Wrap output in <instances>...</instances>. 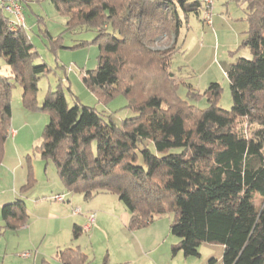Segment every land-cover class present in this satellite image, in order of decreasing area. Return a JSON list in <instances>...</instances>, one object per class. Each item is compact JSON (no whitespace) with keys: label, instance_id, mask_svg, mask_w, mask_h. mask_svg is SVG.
I'll return each mask as SVG.
<instances>
[{"label":"trees","instance_id":"obj_1","mask_svg":"<svg viewBox=\"0 0 264 264\" xmlns=\"http://www.w3.org/2000/svg\"><path fill=\"white\" fill-rule=\"evenodd\" d=\"M34 1L44 0H29L24 12ZM49 1L67 18L66 31L96 35L98 67L84 72L86 87L103 104L124 96L134 116L117 125L111 115L78 100L70 107L62 90L49 91L39 108L38 84L51 68L35 64L40 55L27 28L11 30L8 14L0 9V59L10 69V75L0 74V165L11 136L13 89L20 85L27 110L50 114L37 150L54 163L68 193L86 201L117 195L130 214L131 232L173 212L170 232L179 240L173 254L200 257L202 244H220L222 264H264V0L241 2L248 29L240 47L251 58L240 57L227 73L231 110L217 105L219 84L204 94L207 109L179 96L187 86L189 99L202 97L172 69L183 50L179 39L189 17L204 14L206 23L201 0ZM44 35L56 52L51 34ZM161 38L172 41L169 49L155 50ZM35 184L28 163L21 193ZM256 196L262 199L260 208ZM2 216L6 229L18 231L30 218L26 201L4 205ZM83 232L75 226L74 239ZM55 260L89 264L81 247L61 249Z\"/></svg>","mask_w":264,"mask_h":264},{"label":"rangeland","instance_id":"obj_2","mask_svg":"<svg viewBox=\"0 0 264 264\" xmlns=\"http://www.w3.org/2000/svg\"><path fill=\"white\" fill-rule=\"evenodd\" d=\"M241 2L242 0H214L211 10L214 26H208L203 22L204 14L201 16L202 19L191 15L188 24H185L181 30L179 45L183 50L173 60L172 69L180 77L186 78L185 80L192 84L202 97L189 99L187 86L180 88L179 96L200 109L209 107L204 94L212 84H219L222 89L218 107L224 110H231L233 107L227 73L231 65L240 57L251 58L249 50L240 47L248 29V23L245 20L246 5H242ZM24 18L28 33L40 55L35 64L46 63L51 68V72L42 77L38 84L39 108L43 106L49 91L62 90L70 107L78 100L85 106L111 115L117 125L134 116V111L128 108V101L124 96H117L108 104L100 103L98 97L83 82L84 72L98 67L99 48L92 43L96 37L95 33L81 30L66 31L67 18L59 14L49 0L40 3L31 2L24 12ZM45 31L51 34L54 43L58 42L57 45L55 43L56 52L49 48L54 44L45 37ZM84 42L87 44L80 46ZM171 44L172 41L161 38L154 48L165 51ZM0 74L10 75L9 66L3 59H0ZM22 96L23 88L16 85L11 103L13 113L11 131L16 130L19 137L15 141L9 138L6 142L5 156L0 165V193L11 191V182L16 173L19 179L25 178L26 183L28 163H30L34 168L36 185L29 191L26 207L28 212L34 214L30 210L34 195L40 196L42 193L51 191L52 188H58L62 182L54 163L43 160L37 150L43 141V132L50 121V114L40 110H27L23 106ZM23 172V176H20ZM54 193L57 194V192ZM79 196L81 199L75 201L78 203V206L74 204L75 208L85 209L88 206L92 211L107 212L104 223L98 227V231L93 230L91 233L84 231L79 239L71 244L83 249L89 258V264H104L105 259L108 260V264H150L152 262L154 264L161 263L165 256L169 257L167 264H222L223 262L224 247L220 244H202L199 249L200 257L186 258L183 253L173 256L174 241L178 240L170 232V226L175 219L173 212L135 233L129 231L122 219H119V215L123 217V209L126 210V208L120 203L117 195L102 194L86 202L82 195ZM116 203L122 206V213H120L121 209L115 206ZM254 203L257 208H260L262 199L256 196ZM46 215L47 213L40 212L38 218L32 217L36 220V222L31 221L33 223L32 238L37 246L41 245L42 250L49 253V258L41 257V259L58 264L55 260L56 253L53 255L50 247L57 238H62V242L69 239L70 242L73 239V233L72 229L71 232L63 230L60 233V229L50 224L51 222L41 221V218H46ZM158 244H160L158 250L147 256L144 254V251H150ZM165 246L170 251L168 256L165 255Z\"/></svg>","mask_w":264,"mask_h":264},{"label":"crops","instance_id":"obj_3","mask_svg":"<svg viewBox=\"0 0 264 264\" xmlns=\"http://www.w3.org/2000/svg\"><path fill=\"white\" fill-rule=\"evenodd\" d=\"M7 16L10 17L9 15ZM214 25L215 23H214V20L212 19L211 26H214ZM11 130H12V127H11ZM13 132L15 133V135L9 138L15 141L19 137V134L16 130H13ZM46 172L48 173V171ZM23 174L24 172L20 173V176H23ZM24 185H25V178L19 179L16 173L13 176V179L11 182V191H9V193H5V192L3 194L0 193V264H43L44 261L41 259V257L49 258V253H47L48 251L42 250L41 245L37 246L36 241H34V239L32 238V226H33L32 222H36V220L33 219L32 217L35 216L34 218H38V216L40 215V212L41 214L47 213L46 218L40 217L41 221L47 220L48 222H51L50 224H54V227L60 229L59 230L60 233L63 230L65 231L69 230L71 232V229L73 233L75 226L84 228V226L88 223V216L90 212H96L97 217L89 233H91L93 230L95 232L98 231L99 230L98 227L101 226L102 223H104V217L107 215V212L104 210L97 212V211H92V209H90V207L88 206H86L85 209H82V207H80L82 209V213L79 215H75L74 214V210L76 209L75 205L78 204L75 201H79L81 197L79 195H73V194L68 193L64 185L61 184V186H59L58 188H52L51 191L49 190L45 193H42L40 194V196L34 195V198L32 199V202H31L32 204H31V209H30L32 212H34V214H32L31 212H28L27 210L30 216L27 224L24 225L22 228H20L18 231L8 230L5 228V222L2 216V208L4 205L13 203L15 200L19 198H23L27 202V199H29L30 190L27 193L22 194L21 188ZM19 187H21L20 192H19ZM54 192H57V194H55ZM54 194L55 195L63 194L66 196V200L64 202H55L52 200V197L55 196ZM84 201L86 202L85 199ZM115 206L120 208L121 209L120 213H122V209H123L121 208L122 206H120V204H117V203L115 204ZM119 219H122L123 224L128 228L130 214L127 210L123 209V217L119 215ZM122 222H119V223L122 224ZM54 231H57V230H54ZM160 236L161 235H159V237ZM74 240L75 239L73 237V239H71L70 242H69V239L62 242V238H57L55 242L53 241L54 243L50 247L51 252H53V255H54V253L57 254L59 250L67 248V246L74 247L71 245L73 244ZM178 241L179 240H176L174 241V243L177 244ZM160 244H158L157 247L151 248L150 251H144V254L147 256L148 254L153 253L154 251L158 250L159 249L158 246ZM160 247H162V244L160 245ZM143 249H146V248L143 247ZM146 250H149V249H146ZM165 253H166L165 255L167 256L170 255L169 248L166 246H165ZM179 253L173 254V256H176ZM168 260H169V257L167 258L165 256L161 260V263L155 262L154 264H167ZM150 264H153V262Z\"/></svg>","mask_w":264,"mask_h":264},{"label":"built area","instance_id":"obj_4","mask_svg":"<svg viewBox=\"0 0 264 264\" xmlns=\"http://www.w3.org/2000/svg\"><path fill=\"white\" fill-rule=\"evenodd\" d=\"M29 0H0V7L3 9L11 18L9 20V25L11 30L15 31L18 27L25 26L24 18V8L23 5ZM205 7V19L208 25H211V10L214 5V0H201ZM15 133L11 131V136H14ZM52 200L55 202H64L66 196L63 194L55 195L52 197ZM82 213L81 208H76L74 210L75 215ZM97 214L95 212H90L88 216V223L84 226L83 230L89 232L92 229L93 224L96 221Z\"/></svg>","mask_w":264,"mask_h":264}]
</instances>
